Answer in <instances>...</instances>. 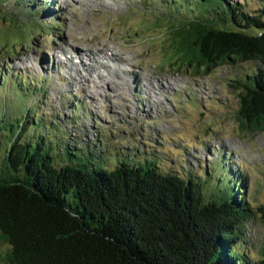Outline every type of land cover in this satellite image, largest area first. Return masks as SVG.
Here are the masks:
<instances>
[{"label":"trees","instance_id":"trees-1","mask_svg":"<svg viewBox=\"0 0 264 264\" xmlns=\"http://www.w3.org/2000/svg\"><path fill=\"white\" fill-rule=\"evenodd\" d=\"M164 4L178 18L171 38L185 68L206 76L217 65L255 62L238 80L237 120L242 131H264V0L255 9L232 0ZM22 7L33 18L14 13L19 30L44 27L34 4ZM39 90L0 78V239L9 247L3 262L264 264V241L257 256L250 251V221H264V204L249 201L246 177L233 165L218 157L201 172L164 150L159 161L149 149L106 152L102 143L110 133L117 142V132L97 126L93 140L83 137L87 131L70 134L65 122L38 109ZM28 101L33 114L25 116Z\"/></svg>","mask_w":264,"mask_h":264},{"label":"rangeland","instance_id":"rangeland-1","mask_svg":"<svg viewBox=\"0 0 264 264\" xmlns=\"http://www.w3.org/2000/svg\"><path fill=\"white\" fill-rule=\"evenodd\" d=\"M23 1L36 6V18L44 27L19 30L15 24L20 18H33L22 9ZM23 1L0 2V78L4 73L7 81L20 80L40 89L33 100L43 99L38 109L50 115L51 122H65L62 126L67 125L70 134L87 131L83 137L90 140L97 138V126L115 131L119 140L114 142L110 133L102 143L106 152L118 148L132 156L146 155L149 149V157L159 161L164 150L169 159L190 160L201 172L209 161L222 157L245 175L249 201L264 204V131H242L237 120L242 90L238 80L255 68L254 61L217 65L206 76L185 68L172 45L171 29L178 18L172 20L174 15L164 4L168 0ZM232 1H242L250 9L261 2ZM14 13L21 17L17 20ZM28 35L36 38L16 42ZM106 48L110 54L122 53L126 60L96 54L106 66L95 65L89 53ZM149 80L156 86L151 94L146 90ZM158 81L166 87L158 86ZM26 105L25 116L33 114L32 101ZM250 224V251L257 256L264 221L256 215ZM8 248L0 239V256ZM0 264L7 263L0 258Z\"/></svg>","mask_w":264,"mask_h":264},{"label":"bare ground","instance_id":"bare-ground-1","mask_svg":"<svg viewBox=\"0 0 264 264\" xmlns=\"http://www.w3.org/2000/svg\"><path fill=\"white\" fill-rule=\"evenodd\" d=\"M115 49V48H114ZM108 50H110V48H106V50L105 51H99V53L97 52H90L89 53V58H94L95 59V65H99L98 64V62H101V61H99L97 58H96V54H99V56H104V55H106V56H108V58L109 59H111V60H116V61H125L126 59L120 54V53H108L109 51ZM69 52V51H68ZM72 54L73 55H75V57L76 56H78L79 55V52H72ZM70 56V55H69ZM70 58V57H69ZM108 59V60H109ZM101 65L104 67V66H106L103 62H101ZM88 68L89 69H94L95 67L94 66H88ZM116 69V68H115ZM113 69H111V71H112ZM117 70V69H116ZM122 71H124V69H121ZM114 72V71H113ZM117 72V71H116ZM115 72V73H116ZM124 72H126V73H129V74H131L130 72H128V71H124ZM118 74V73H117ZM120 74V73H119ZM82 76V75H81ZM84 76V75H83ZM147 77H148V75H147ZM156 77V76H155ZM99 78H101V79H103V75L102 74H100V77ZM148 79V78H147ZM149 79H151V78H149ZM123 80H125V83L126 84H129V85H131V83L128 81L127 82V80L126 79H123ZM169 81V80H168ZM159 83H158V86H161V87H166L164 84H160V81H158ZM107 83H109L110 85L109 86H111V84H113V81L112 80H107ZM173 84V83H172ZM115 86V85H114ZM146 87H147V91H150V94H151V92L154 90V87H156L155 85H154V83L151 81V80H149L148 81V83H147V85H146ZM159 102H162V98H160V100H159ZM157 100H155V105H157L158 103H159ZM154 105V104H153Z\"/></svg>","mask_w":264,"mask_h":264},{"label":"water","instance_id":"water-1","mask_svg":"<svg viewBox=\"0 0 264 264\" xmlns=\"http://www.w3.org/2000/svg\"><path fill=\"white\" fill-rule=\"evenodd\" d=\"M12 22L14 21L12 18L10 19Z\"/></svg>","mask_w":264,"mask_h":264}]
</instances>
